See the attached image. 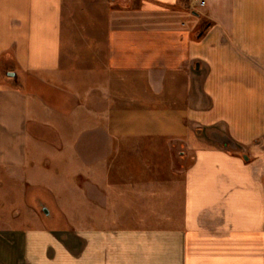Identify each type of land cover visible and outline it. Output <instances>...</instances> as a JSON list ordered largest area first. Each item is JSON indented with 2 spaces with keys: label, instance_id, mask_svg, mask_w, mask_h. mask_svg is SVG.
<instances>
[{
  "label": "crops",
  "instance_id": "obj_1",
  "mask_svg": "<svg viewBox=\"0 0 264 264\" xmlns=\"http://www.w3.org/2000/svg\"><path fill=\"white\" fill-rule=\"evenodd\" d=\"M0 221V264H264V0H0Z\"/></svg>",
  "mask_w": 264,
  "mask_h": 264
},
{
  "label": "trees",
  "instance_id": "obj_2",
  "mask_svg": "<svg viewBox=\"0 0 264 264\" xmlns=\"http://www.w3.org/2000/svg\"><path fill=\"white\" fill-rule=\"evenodd\" d=\"M26 201L34 205H39L41 210H48L45 213L46 223H48L49 229H60L67 227V222L65 221L62 213L57 208L54 198L47 189L41 186H30L27 188Z\"/></svg>",
  "mask_w": 264,
  "mask_h": 264
},
{
  "label": "rangeland",
  "instance_id": "obj_3",
  "mask_svg": "<svg viewBox=\"0 0 264 264\" xmlns=\"http://www.w3.org/2000/svg\"><path fill=\"white\" fill-rule=\"evenodd\" d=\"M31 132H34V130H31ZM48 191H49V190H48ZM26 192H27V190H26ZM49 192H50V191H49ZM26 198H27V197H26V194H25V196L22 195V199H23V201H25ZM55 203H56V202H55ZM26 204H27V206H28L29 208H31L36 214H38V216L40 217V219H41L43 225H44L45 227H48V226H47L48 223H46V222L44 221V220H46L45 213H44L43 210L40 209V206H39V205L31 204L30 202H26ZM57 208H58L59 211L61 212V210H60V208H59L58 206H57ZM65 221H66V220H65ZM0 224H2V225H4V226H8V223H6V222H4V221H0ZM67 224H68V222H67ZM118 224H130V223H118Z\"/></svg>",
  "mask_w": 264,
  "mask_h": 264
},
{
  "label": "built area",
  "instance_id": "obj_4",
  "mask_svg": "<svg viewBox=\"0 0 264 264\" xmlns=\"http://www.w3.org/2000/svg\"><path fill=\"white\" fill-rule=\"evenodd\" d=\"M191 3L194 6H204L206 4V0H191Z\"/></svg>",
  "mask_w": 264,
  "mask_h": 264
},
{
  "label": "water",
  "instance_id": "obj_5",
  "mask_svg": "<svg viewBox=\"0 0 264 264\" xmlns=\"http://www.w3.org/2000/svg\"><path fill=\"white\" fill-rule=\"evenodd\" d=\"M8 74L10 75V76H14V77H16V72H13V71H10V72H8ZM245 158H247V156H245ZM45 211V213H48V210L47 209H45L44 210Z\"/></svg>",
  "mask_w": 264,
  "mask_h": 264
}]
</instances>
